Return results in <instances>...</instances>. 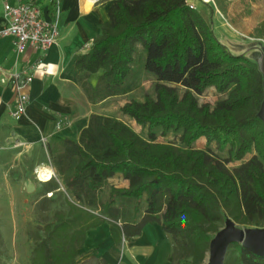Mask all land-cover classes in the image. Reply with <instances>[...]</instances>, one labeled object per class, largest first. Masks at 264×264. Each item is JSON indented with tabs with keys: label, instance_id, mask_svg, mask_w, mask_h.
<instances>
[{
	"label": "trees",
	"instance_id": "1",
	"mask_svg": "<svg viewBox=\"0 0 264 264\" xmlns=\"http://www.w3.org/2000/svg\"><path fill=\"white\" fill-rule=\"evenodd\" d=\"M101 1L110 2L108 20L76 60L80 85L94 104L131 94L140 86L142 49L153 91L120 108L141 132L93 113L78 140L48 144L61 183H43L37 212L59 200L65 208L39 228L31 264H76L87 231L105 222L117 244L158 223L171 235L172 264H204L228 217L264 227L263 73L231 51L188 0ZM210 89L220 97L202 103ZM201 138L205 148L195 146ZM225 264H264V257L234 243Z\"/></svg>",
	"mask_w": 264,
	"mask_h": 264
},
{
	"label": "crops",
	"instance_id": "2",
	"mask_svg": "<svg viewBox=\"0 0 264 264\" xmlns=\"http://www.w3.org/2000/svg\"><path fill=\"white\" fill-rule=\"evenodd\" d=\"M6 2L14 4L16 0H0V24L4 22ZM188 2L211 22L224 44L234 52H252L258 62L259 44L233 36L217 18L211 3ZM40 3L45 18L52 19L53 3ZM214 3L218 10L220 6L226 8L223 0L220 6L217 0ZM109 7L110 2L101 0H60V36L47 51L28 47L19 55L13 38L0 36V264H31L30 216L44 196L43 183L51 178L61 183L48 144L56 137L78 140L91 115H111L104 108L121 97L92 103L79 82L83 70L76 67L78 56L89 52L91 46L87 45L100 35ZM2 72L34 73L28 88L27 115L20 119L13 116L17 97L11 84L1 82ZM98 76L92 75L93 84ZM116 179L128 186V181L119 177L112 182ZM52 194L49 192L48 197ZM172 246L171 235L158 223H148L140 235L123 237L117 244L110 224L105 222L87 231L76 264H172Z\"/></svg>",
	"mask_w": 264,
	"mask_h": 264
},
{
	"label": "rangeland",
	"instance_id": "3",
	"mask_svg": "<svg viewBox=\"0 0 264 264\" xmlns=\"http://www.w3.org/2000/svg\"><path fill=\"white\" fill-rule=\"evenodd\" d=\"M217 2L220 6L222 0H217ZM223 3L226 8L220 6L221 8H219V10L217 7H215V3L211 4L214 6L217 18L221 20L224 28L231 32L236 38L244 41L253 40L257 44H259V59L262 58L261 60L264 61V42L259 41L264 40V0H223ZM241 28H243V30ZM223 42H225L224 39ZM231 51L234 52V50ZM138 53L140 54V58L136 61L135 66L141 73L140 86L130 95H125L113 99L110 104L104 108V112L122 118L127 123L132 125L135 130L141 132V127L137 125L134 120H131L127 116L123 115L120 110V108L123 106V104L126 103V101H129L132 98L143 99L146 93H152L153 91L154 79L150 74L142 69V65L146 57L145 51L141 49ZM249 53L246 55L250 59L255 60V56L252 55V52ZM257 61V63L260 62L259 60ZM219 97L220 96L214 89H210L200 97V101L202 103L207 102L210 104H214ZM161 140L164 139L161 138ZM195 146L198 148H205L206 139L201 138L199 141H197ZM212 148H215V146L213 145ZM37 182L39 183V181ZM113 183L120 187L122 186L120 179H116L115 181H113ZM39 188H41V186ZM57 208H65L62 206L61 200H59L57 204H53L50 211L43 213H38L36 211L35 214H32L30 216L31 219L28 222V235L30 237V245L32 249L35 245L34 238L36 237V233L39 231V228H43L45 223L53 220V212ZM207 262L208 256L204 264H207Z\"/></svg>",
	"mask_w": 264,
	"mask_h": 264
},
{
	"label": "built area",
	"instance_id": "4",
	"mask_svg": "<svg viewBox=\"0 0 264 264\" xmlns=\"http://www.w3.org/2000/svg\"><path fill=\"white\" fill-rule=\"evenodd\" d=\"M53 3L52 19L45 18L40 0H16L12 4H4V22L0 24V36L13 38L17 54H23L28 47H34L42 51L49 50L58 42L60 0H49ZM100 0H94V3ZM205 3H214V0H203ZM191 7L196 9L195 5ZM94 39L87 45L92 46ZM34 73H6L2 72L1 82L11 84L16 97L17 104L13 112L16 119L27 115V104L29 101L28 88L33 81ZM40 179V178H39Z\"/></svg>",
	"mask_w": 264,
	"mask_h": 264
},
{
	"label": "water",
	"instance_id": "5",
	"mask_svg": "<svg viewBox=\"0 0 264 264\" xmlns=\"http://www.w3.org/2000/svg\"><path fill=\"white\" fill-rule=\"evenodd\" d=\"M261 59L258 57V65L264 76V61ZM258 115L264 122V99ZM234 243H240L247 251L264 257V227L240 226L228 217L224 227L214 235L210 243L207 264H225L228 249Z\"/></svg>",
	"mask_w": 264,
	"mask_h": 264
}]
</instances>
